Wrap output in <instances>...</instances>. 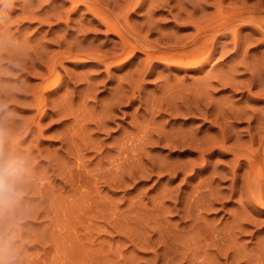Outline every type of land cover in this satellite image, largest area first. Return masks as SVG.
<instances>
[{"label": "rangeland", "instance_id": "obj_1", "mask_svg": "<svg viewBox=\"0 0 264 264\" xmlns=\"http://www.w3.org/2000/svg\"><path fill=\"white\" fill-rule=\"evenodd\" d=\"M0 1V120L10 131L5 148L26 161L28 177L22 207L0 214V244L18 249L16 264H264V206L255 204L257 192L243 181L248 167L237 169L238 188L230 193L228 169L235 167V150L211 146L224 125L232 135L228 144L238 138L246 152L249 133L262 128L255 118L264 116V36L257 24L238 20L223 25L220 18L241 9L244 18H264V0H188L183 5L192 12L188 17L184 11L176 16V3L186 0H160L167 5L159 6L143 0L128 13L136 32L132 45L158 47H138L128 60L119 57L114 63L55 55L62 38L73 50L120 53V37L106 31L84 5L72 9L70 0ZM113 1L102 0L103 7L109 9ZM115 1L118 6L127 2ZM217 19L221 25L212 23ZM196 22L217 26L212 35L203 34L210 40L201 36L213 52L198 70L146 61L144 48L159 56L191 50ZM32 60L36 63L30 67ZM52 63L58 75L52 79L59 84L36 106L41 74ZM190 93H201L197 104ZM205 95L210 97L205 100ZM173 98L181 100L174 103L179 110L207 105L216 111H175L168 106ZM194 140L197 145L190 148ZM252 147L262 149L258 141ZM216 231L219 238L212 237ZM226 236H233L230 248L222 245Z\"/></svg>", "mask_w": 264, "mask_h": 264}, {"label": "bare ground", "instance_id": "obj_2", "mask_svg": "<svg viewBox=\"0 0 264 264\" xmlns=\"http://www.w3.org/2000/svg\"><path fill=\"white\" fill-rule=\"evenodd\" d=\"M111 1L112 0H110V4H111ZM118 1V0H117ZM161 1H164V0H161ZM176 1V0H175ZM179 1V0H178ZM187 1L188 0H186L185 2H178V3H176V5L177 4H180L178 7L177 6H175L176 8H174V7H172V9L174 8V9H176V16H180V15H182V14H184V12L185 13H187V14H185L187 17L188 16H191V14H192V12L190 13V11H189V13H188V11L186 12L185 11V7H183V5H185V3L187 4ZM191 1V0H190ZM1 2V1H0ZM70 2H71V6H72V9H76V8H78V7H80V5H84L85 7H86V10L88 11L89 10V12H91L92 14H93V17L95 16L97 19H98V21L102 24V25H104V27H106V31H110L111 33H114V34H116L118 37H120V40L122 41V45H123V47H122V49H121V51H120V53L119 54H115V55H112V56H108V55H105V54H102V53H100V52H98V49L97 50H93L92 49V51H90V50H88L87 51V49H86V51H81V49L80 50H78L77 48H76V50H73L72 48H69V45H67L69 42V40H67L66 41V39H64V38H62V41L60 42V49L56 52V54L55 55H58L59 56V58H62V59H69V58H78V56H80V58H82L81 56H85V57H87L88 59L87 60H91V59H94V60H96V61H99V62H105L106 60H109V59H116V58H119V57H121V58H119L118 60L120 61V60H128L132 55H133V53H134V51H135V49L137 48L138 49V47L139 46H137V45H132V40L135 38V33H134V31H135V29L134 28H132L131 26H130V24H129V22H128V13H129V11H135V10H137L139 7H141L142 6V2H143V0H127V2H126V0H125V2H126V4L123 2L122 4H125V5H123L122 6V4H121V6H118L117 5V3H116V1L114 0L113 1V3L114 4H112V7H110L109 9H107V8H104L103 6V2H102V0H70ZM105 2H107V1H105ZM152 2H156V3H158V4H155V5H162V3H165V2H162V3H160V0H155V1H152ZM168 2V1H167ZM192 2V1H191ZM191 2H189V3H191ZM32 3V2H31ZM151 3V2H150ZM182 3V4H181ZM193 3V2H192ZM106 4V3H105ZM108 4V3H107ZM110 4H108V5H110ZM166 5H167V3H165ZM194 4V3H193ZM193 4H190V5H192L193 6ZM119 5H120V3H119ZM153 4H151V6H152ZM155 5H153V6H155ZM190 5H188V6H190ZM182 6V7H181ZM187 6V5H186ZM29 7H30V5H29ZM117 7H119L120 8V12H119V9H118V11L117 12H119V13H117V14H115L114 13V10L117 8ZM221 7V6H220ZM247 6H245V7H243V10L244 9H246V11H249L247 8H246ZM112 8V9H111ZM115 8V9H114ZM218 8V7H217ZM29 9H31V8H29ZM71 9V8H70ZM187 9V8H186ZM193 10L194 9H196L195 7L194 8H192ZM222 9V8H221ZM117 10V9H116ZM242 10V9H241ZM240 10V11H241ZM73 11V10H72ZM184 11V12H183ZM218 11H223V10H219L218 9ZM236 11V10H235ZM240 11L238 12V10L233 14V15H228V13H227V16L225 15V19H223V18H220V20H224V21H222L223 22V25H225V24H227L228 25V23H231L232 24V22L233 21H241V22H246V21H249V22H252V23H254V24H257V29L256 30H258V32L260 31V33L262 34V36H264V18H254L253 20H252V18H244L243 17V15H241L240 14ZM27 12H29L28 11V9H27ZM27 12H25V13H27ZM31 12V11H30ZM250 12H252V11H250ZM223 13V12H222ZM241 13H244V12H241ZM34 14V13H33ZM58 14V13H57ZM115 14V15H114ZM175 14V13H174ZM224 14H226L225 12H224ZM240 14V15H239ZM27 15V14H26ZM31 15V14H30ZM29 16V15H28ZM27 16V17H28ZM32 16V15H31ZM175 16V15H174ZM50 17H51V15H50ZM59 17V16H58ZM58 17H56V14H55V18L56 19H58ZM94 17V18H95ZM240 17H243L242 19L240 18ZM52 18V17H51ZM54 18V19H55ZM95 18V19H96ZM217 18V17H216ZM59 19H61V18H59ZM215 19V18H214ZM212 20V19H211ZM219 19H217L216 21H213L212 23H217L218 24V21ZM218 21V22H217ZM193 22V21H192ZM221 22V21H220ZM220 22H219V24H220ZM81 23V22H80ZM193 24H196V26H194V28H196L195 29V35L193 36V38H192V43L194 44V47L191 49V50H188V51H184L183 52V50L181 51L180 50V52H178V53H175V51H173L174 52V54H173V52H171L170 54L171 55H166V56H163V54L161 55V56H159V53H158V55H156L157 53H156V51H150V50H147L146 48H144L145 50V54H146V61L148 60V61H152V60H165L166 62H168V61H170V63L172 62V64H174V65H176V66H179V67H184V68H189V69H197V68H200L201 66H203V64H205V62H206V60L208 59V57H210L209 55L210 54H212V53H210V52H213V51H208V46H209V43H208V41H205V40H203V41H200V39H201V36L203 35V34H206L207 36L209 35V34H207L208 32H212V31H214L216 28H217V26L215 27V26H213V25H210V26H208L207 24H208V22H207V24L205 25V26H203V24L201 25L200 23V25H198V23L196 22V23H193ZM217 24H215V25H217ZM231 24H230V26H231ZM77 25V24H76ZM221 25V24H220ZM78 26H81V25H78ZM89 25H87V26H85V28H84V26H82L84 29L83 30H88L89 28H87ZM81 27V28H82ZM236 27V26H235ZM81 28H79L80 30H82ZM79 29H77V30H79ZM82 30V31H83ZM220 30V29H219ZM234 29H232V31H233ZM235 31H236V29H235ZM85 32V31H84ZM218 32V31H217ZM79 33V32H78ZM213 33V32H212ZM212 33H211V35H212ZM215 33V32H214ZM236 33V32H235ZM234 32L232 33L234 36H232V37H234V38H237L236 37V35L237 34H235ZM67 34V33H66ZM82 35H83V33H81ZM78 37V36H77ZM84 37V36H83ZM203 37V39L205 38V35H203L202 36ZM210 37V36H209ZM208 37V38H209ZM216 37V36H215ZM85 38V37H84ZM83 38V39H84ZM208 38H205V39H208ZM234 38H233V40H234ZM74 39H77V38H74ZM143 39V38H142ZM238 39V38H237ZM262 39H264V37H262ZM72 40V39H71ZM70 40V41H71ZM79 40V39H78ZM135 40V39H134ZM208 40H210V39H208ZM213 40V39H212ZM211 40V41H212ZM236 40V39H235ZM234 40V41H235ZM144 41V40H143ZM214 41V40H213ZM212 41V42H213ZM75 42H76V44H80V46H82L81 45V43L80 42H82L81 41V39L79 40V42L77 41V40H75ZM84 42V41H83ZM134 42V41H133ZM141 42V41H140ZM236 42H238V40L236 41ZM235 42V43H236ZM71 43V42H70ZM136 43V42H135ZM178 44H180V43H178ZM189 44V43H188ZM66 45V47H63V46H65ZM143 45V46H142ZM170 45V44H169ZM184 45V44H183ZM141 46L142 47H147V48H151V47H153L151 44H149L148 45V43L146 44V42L144 43H142L141 44ZM149 46H151V47H149ZM213 46H214V43H213ZM212 46V47H213ZM71 47H72V44H71ZM78 47V46H77ZM142 47L140 48V49H142ZM155 48H157L156 46H154ZM168 47V46H167ZM170 47V46H169ZM186 47V46H185ZM189 47H190V45H189ZM63 48V49H62ZM75 48V47H74ZM176 48V47H175ZM236 48H238V47H236ZM0 49H2V48H0ZM151 49H153V48H151ZM171 49V48H170ZM82 50H83V48H82ZM139 50V49H138ZM158 50H160V48L158 49ZM169 50V49H168ZM173 50V49H172ZM178 50V49H177ZM143 51V52H144ZM162 51V50H161ZM167 51V50H166ZM160 52V51H159ZM170 51H168L167 52V54L169 53ZM182 52V53H181ZM32 53V52H31ZM31 53H28V55L29 54H31ZM43 53V52H42ZM41 53V54H42ZM154 53H156V54H154ZM161 53V52H160ZM164 53V52H163ZM1 54V53H0ZM6 54H10V53H7L6 52ZM25 54V53H24ZM33 54V53H32ZM14 55V54H13ZM12 55V56H13ZM22 55V54H21ZM26 55V54H25ZM28 55H26V56H28ZM35 55V54H34ZM54 55V56H55ZM1 56V55H0ZM8 56H10V55H8ZM19 55H17V57H18ZM23 57H25L24 55H22ZM33 56V55H32ZM36 56H38L37 54H36ZM23 57H22V59H23ZM30 57V56H29ZM1 58V57H0ZM35 57H33V59H34ZM40 58V57H39ZM58 57H56V59H55V61H54V64H55V62L57 61V59H59ZM21 59V58H20ZM38 59V58H37ZM41 60V59H40ZM24 61V60H23ZM23 61L22 62H18V63H23ZM38 61V60H37ZM114 62H116V60H114V61H112V63H114ZM118 62V61H117ZM158 62V61H157ZM29 63V62H28ZM35 63H36V61L35 60H32L31 62H30V67H33L34 65H35ZM169 63V62H168ZM167 63V64H168ZM53 63H52V65L51 66H49V65H47L46 66V70H47V72H45V73H47L46 74V76H45V73L42 75L41 74V83L43 84V86H42V88H41V90H39V92L36 94L37 95V97L36 96H34V98H36L35 99V101L37 102V104H36V102H35V104H36V106H39V105H41V103H42V101H43V99H44V97H43V95L45 94V93H48V92H50V91H52V90H54V88H56L57 86H58V84H59V79H52L53 78V75H54V73H55V65H54ZM57 64V63H56ZM149 64V63H148ZM22 65V64H21ZM49 66V67H48ZM198 70V69H197ZM40 73H43V72H40ZM56 75H57V73H55ZM207 74H208V72H207ZM39 76V75H38ZM45 76V77H44ZM58 76V75H57ZM208 76V75H207ZM218 76V75H217ZM254 76H255V73H254ZM253 76V77H254ZM257 76V75H256ZM203 77V76H202ZM201 77V78H202ZM211 77H212V75H211ZM222 77V76H221ZM252 77V78H253ZM56 78H58V77H56ZM208 77H206V79H207ZM213 78V77H212ZM225 78V77H224ZM227 78V77H226ZM251 78V77H250ZM254 78H256V77H254ZM204 79V78H203ZM205 79V80H206ZM209 79V78H208ZM215 79V78H214ZM222 79H223V77H222ZM229 79H231L230 77H229ZM228 79V80H229ZM258 78H256V80H257ZM200 80V79H199ZM219 81H221L220 79H218ZM225 80V79H224ZM231 80H233V81H235V77L234 78H232ZM250 81H252L251 79H249ZM256 80H255V82H256ZM259 81L261 80V79H258ZM194 81V80H193ZM233 81H231L233 84L235 83V82H233ZM258 81V82H259ZM176 82H178V81H176ZM182 82V81H181ZM181 82H179V83H181ZM201 82V81H200ZM199 82V83H200ZM208 82H210V81H208ZM212 82V81H211ZM210 82V83H211ZM225 82V81H224ZM227 82H229V81H226V83ZM230 82V83H231ZM237 82H239V81H237ZM253 84H254V79H253ZM258 82L256 83V84H258ZM184 83V82H183ZM193 83V82H192ZM205 83V82H204ZM209 83V84H210ZM222 83H223V81H222ZM221 83V84H222ZM225 83V84H226ZM242 83V82H241ZM241 83L239 84H234V85H237V86H240L241 85ZM261 82H259V84H260ZM206 84V83H205ZM208 84V83H207ZM224 84V85H225ZM168 85H169V83H168ZM173 85V84H172ZM177 85V84H176ZM185 86H186V84H184ZM196 85V84H195ZM200 85H202L201 83H200ZM234 85L232 86V84H230L229 86H232V87H234ZM255 85V84H254ZM261 85V84H260ZM181 86V85H180ZM189 86V85H188ZM207 87H210V86H208V85H206ZM206 86H201L203 89L206 87ZM212 86V85H211ZM236 86V87H237ZM187 87V86H186ZM195 87V86H194ZM201 87H198L199 89L201 88ZM236 87H234L235 89H236ZM196 88V87H195ZM195 88H191V90H196ZM212 88V87H211ZM238 88V87H237ZM185 89L186 88H184L183 89V91H185ZM188 89V88H187ZM203 89H202V91H203ZM210 89V88H209ZM209 89H207L208 91H209V93H210V90ZM262 89H264V88H262ZM261 89V90H262ZM182 90V89H181ZM201 90V89H200ZM205 90V89H204ZM207 90L204 92V94H207ZM178 91H179V89H178ZM189 91L190 90H188V93H189ZM202 91H200L201 93H202ZM119 92V91H118ZM171 92V91H170ZM169 92V93H170ZM177 92V91H176ZM186 92V91H185ZM192 92V91H191ZM198 92V91H197ZM168 93V94H169ZM178 93V92H177ZM180 93H181V91H180ZM182 93H184V92H182ZM200 93V94H201ZM174 93H172V94H169V97H170V95H172L171 97H173L174 95H173ZM179 94V93H178ZM187 94V93H186ZM191 94L192 93H190V97H191ZM193 94H195L194 93V91H193ZM197 94H199V93H196V95L195 96H192L190 99H191V101H192V98H195L196 99V96H198ZM199 94V95H200ZM116 95H118L119 96V93H117ZM175 95H176V93H175ZM184 95V98H185V93L184 94H182V96ZM212 95V94H211ZM133 96V95H132ZM132 96H130L128 99H132L133 97ZM177 96V95H176ZM206 96V95H205ZM207 96H209V95H207ZM207 96H206V98H205V100L207 99ZM199 97V96H198ZM197 97V99H199ZM201 97V96H200ZM210 97V96H209ZM177 98V97H176ZM179 98H180V95H179ZM183 98V97H182ZM181 98V99H182ZM183 98V99H184ZM203 98V94H202V97L200 98V99H202ZM178 99V98H177ZM195 99H193V101L195 100ZM197 99L195 100V102L197 101ZM213 99V98H212ZM211 99V100H212ZM169 100V99H168ZM173 100V101H172ZM172 100H169L170 102H172L171 104H167L170 108H172V109H174L175 111H178L180 108V106H177V105H175L176 103H178V101L180 100H174V98L172 99ZM185 100H187L186 98H185ZM184 100V101H185ZM129 102L131 101V100H128ZM167 101V100H166ZM181 101V100H180ZM209 101V100H208ZM183 102V101H182ZM203 103L204 102V100H200V103ZM175 103V104H174ZM187 103H190V102H187ZM187 103H186V105H187ZM199 103V102H198ZM208 103V102H207ZM207 103H205L204 102V104H207ZM214 103V102H213ZM216 103H218V102H216ZM190 104H192V103H190ZM194 104H197V102L196 103H194ZM210 104H212V103H210ZM181 105H184V104H181ZM223 105V104H222ZM232 105V104H231ZM231 105H229V107L231 106ZM111 106V105H110ZM189 106V105H188ZM192 106H194V105H192ZM200 105H195L194 106V110H193V107H187L186 106V108L185 109H181V110H179V111H182V110H184V111H186V113H190V112H193V111H196V112H199V113H201V112H203L204 114H213V112H215V111H213L212 113H211V111H210V109L208 110V108L206 107L207 105H203V107L202 108H200L199 107ZM213 106V105H212ZM218 106V105H217ZM42 107V106H41ZM184 107V106H183ZM219 107V106H218ZM224 107V106H223ZM182 108V107H181ZM220 108V107H219ZM218 108V109H219ZM221 109H223L222 107H221ZM226 109V108H225ZM203 110V111H202ZM214 110V109H213ZM234 110H236V109H234ZM238 110V109H237ZM218 111V110H217ZM222 111V110H221ZM220 111V109H219V112H221ZM236 113H237V111H235ZM235 112H232V116L234 115V113ZM239 112H244V111H239ZM202 113V114H203ZM231 113V111L230 112H228V111H226L225 112V114H224V112H223V114L224 115H227V114H230ZM235 113V117H237V116H241L242 118H243V116L244 115H246V114H243V113H240V115H239V113H238V115ZM245 113V112H244ZM216 114V113H215ZM222 114V113H221ZM243 116H242V115ZM220 115V113H218V116ZM224 115H221L220 117H222V116H224ZM204 116V115H203ZM208 116V115H207ZM250 116V115H249ZM253 116H254V114H253ZM258 116V115H257ZM226 116H224V118H225ZM229 117V116H228ZM230 117H231V114H230ZM229 117V118H230ZM238 117V118H239ZM244 117H247V116H244ZM255 117V116H254ZM218 118V117H217ZM223 118V117H222ZM227 118V117H226ZM229 118H227V119H229ZM250 118V117H249ZM248 118V119H249ZM257 121H258V124L260 123V124H262V128L261 129H259V128H256V127H253L254 128V130H253V132H251V133H249V139L248 140H246V142L248 143V145L246 146V152H243V150H242V147L241 146H239V145H241L242 143H241V141H240V143L241 144H239L238 145V143H239V139L237 138L238 136H236V140L234 141V142H232V143H230V144H228V141L231 139V137H232V135H230L229 133H227L226 132V129H224L223 127H224V125H220L219 127H218V134H219V136L217 137L216 136V138L218 139V140H216V138L214 139V141L211 139V142L213 143V144H211V146L212 147H216V148H218V149H221V148H228V149H226V150H235V157H233L234 158V160H235V167L233 168V169H228L229 171L228 172H230L229 174L231 175V181H232V183H231V188H230V193H232V194H234L235 192H236V189L238 188H236V181H237V179H238V175L240 176V174L237 172V169L238 168H240V166L242 165V164H246V166L248 167V176H246V180H244L243 178V175L241 174V176L243 177L242 179H243V181H247V185L246 186H248L249 187V189L251 190V189H253V190H255L256 192H257V194H256V196H254L252 199H253V201L255 202V204L257 203L258 205H261V206H264V116H261V117H257V118H255ZM222 120V119H221ZM253 120H254V118H253ZM225 121H226V119H225ZM215 122V121H214ZM218 123V122H217ZM222 123V122H221ZM221 123H218V125L219 124H221ZM227 125V124H226ZM223 126V127H222ZM259 127V126H258ZM261 134V135H260ZM160 140H162V138L159 136L158 137V141H160ZM200 140V139H199ZM168 141V140H167ZM170 141V140H169ZM168 141V142H169ZM209 141V140H208ZM255 141L257 142H259L260 143V145L262 146V149H261V147H259V148H257V149H255L254 147H252L253 146V143H255ZM171 142V141H170ZM194 142V143H193ZM191 144L189 143V144H187L190 148L192 147L193 148V145L195 144V145H197V142L198 141H196V140H194ZM208 143V142H207ZM244 143V142H243ZM199 144H202V142H201V140H200V143H198V145ZM203 144H206V142H203ZM210 144V143H209ZM208 145V144H207ZM244 146V145H243ZM188 147V148H189ZM194 149H195V147H194ZM222 150V149H221ZM239 150V151H238ZM236 151H238L237 153H236ZM232 152H234V151H232ZM233 160V161H234ZM78 173H80V172H78ZM77 173V174H78ZM82 173V172H81ZM81 173H80V175H81ZM217 174H221L222 175V173L221 172H217ZM83 175V174H82ZM81 175V176H82ZM219 176V177H222V176ZM247 175V174H246ZM85 176V175H84ZM84 176H82V178L84 177ZM85 179V178H84ZM242 181V182H243ZM243 184V183H242ZM241 187H242V185H241ZM247 187V188H248ZM218 193H219V191H218ZM252 195H253V193H252ZM40 196H41V198H43L44 197V193L42 192V190H41V192H40ZM248 200V199H247ZM253 202V203H254ZM240 226H242V223H238V226L237 227H240ZM200 227V226H199ZM197 229V228H196ZM209 229V228H208ZM206 228H205V232H206ZM198 231V230H197ZM211 231V235H213L214 233V231H212V230H207V232L206 233H208V232H210ZM216 233H217V231H216ZM230 233V231L228 232V234ZM232 233V232H231ZM227 234V233H226ZM219 232L217 233V234H215L214 236H212V237H218L219 238ZM233 235V234H232ZM229 236V235H228ZM221 237V236H220ZM227 237V236H226ZM233 237V236H232ZM232 237H231V239L229 238V237H227L228 239H229V244H228V242H225L226 240H227V238L225 239V241H223V243H222V245L224 244V247H227V245L229 246L230 244H233V243H230V241L232 240ZM216 239V238H215ZM217 240V239H216ZM227 243V244H225V243ZM231 242H233V241H231ZM230 247H232L231 245L229 246V247H227V248H230ZM233 256H236L237 255V253H234L233 252ZM226 256H227V258L228 257H230V253L227 251L226 252ZM238 260V259H237ZM241 264H246V262H242Z\"/></svg>", "mask_w": 264, "mask_h": 264}, {"label": "clouds", "instance_id": "obj_3", "mask_svg": "<svg viewBox=\"0 0 264 264\" xmlns=\"http://www.w3.org/2000/svg\"><path fill=\"white\" fill-rule=\"evenodd\" d=\"M9 135L10 131L0 120V214H11L22 207L28 183L26 161L5 148ZM18 256L19 251L13 244H0V264H16Z\"/></svg>", "mask_w": 264, "mask_h": 264}]
</instances>
